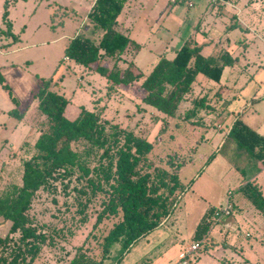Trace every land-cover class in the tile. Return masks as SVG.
Returning <instances> with one entry per match:
<instances>
[{
	"label": "rangeland",
	"instance_id": "1",
	"mask_svg": "<svg viewBox=\"0 0 264 264\" xmlns=\"http://www.w3.org/2000/svg\"><path fill=\"white\" fill-rule=\"evenodd\" d=\"M93 1L0 0V74L18 101L14 105L0 84V197L20 185L22 164L34 154L39 131L47 130L34 95L42 80H51L49 89L69 101L68 119L81 109L102 110L106 124L151 144L147 159L152 166L164 167L172 157L180 164L171 213L122 259L120 243L112 244L102 264H180L178 255L193 242L199 220L206 210L225 204L227 191L233 192L236 207L212 224L207 247L187 258L188 264H264V217L241 192L246 184H256L264 197V165L226 137L238 113L250 128L256 131L255 122L264 133V0H129L125 5L115 28L140 49L119 59V68L126 67L124 59L144 77L160 57L172 59L186 40L202 46L204 57L227 53L233 60L218 83L198 75L171 118L141 102V80L108 92L105 77L64 58L76 34L96 39L102 33L87 19ZM113 61L102 65L111 67ZM15 109L24 114V122L9 114ZM21 123L31 128L29 133L20 132ZM72 149L90 169L99 164L101 152L84 142L73 143ZM89 178L97 180L96 172L84 177L75 168L69 180L36 192L27 215L46 242L31 264H68L81 246L101 260L102 240L119 218L109 216L94 227L107 196L93 193ZM9 228L0 217V237ZM18 236L12 235L15 241ZM12 249L9 244L5 256Z\"/></svg>",
	"mask_w": 264,
	"mask_h": 264
},
{
	"label": "trees",
	"instance_id": "2",
	"mask_svg": "<svg viewBox=\"0 0 264 264\" xmlns=\"http://www.w3.org/2000/svg\"><path fill=\"white\" fill-rule=\"evenodd\" d=\"M128 1L94 0L87 19L94 28L102 30L101 37L93 40L82 34L75 36L64 49V58L105 77L108 92L115 86H129L141 80V102L171 118L191 93L198 75L218 83L223 69L230 66L233 60L227 53L204 57L201 55L202 46H192L190 40H186L172 59L160 57L144 77L134 74L133 63L124 59L121 60L122 65L126 67L119 68V59L140 49L129 36L115 28ZM3 17L7 18V11H4ZM109 59L114 60L111 67L102 65L103 61ZM50 83L51 80H42L34 95L37 100L36 113L47 123V130L43 128L39 131L32 146L34 154L22 164L20 185L0 197V217L10 223L8 234L0 237V264H31L39 246L46 242L44 234L37 231L27 215L33 198L37 191L53 188L55 181L69 180L75 168L84 177L96 172L97 180L88 179L91 191L104 192L107 196L94 227L109 216L119 219L102 240L100 261L91 257L87 248L81 246L68 264H102L114 243H120L122 259L171 213L173 198L180 188L176 174L180 164L176 157H172L164 167L152 166L147 159L151 144L132 132L106 124L100 115L102 110L98 108L97 111L81 109L74 119H68L65 111L69 101L51 91ZM0 84L8 92L12 103L18 105L1 74ZM9 114L19 121L24 116L17 109ZM240 116V113L235 116L226 137L235 142L238 151L249 153L264 165V136L247 127ZM107 125L110 133L106 131ZM80 142L88 145L90 150L101 152L99 164L92 169L84 165L79 154L72 149L73 143ZM213 158L214 154L207 162ZM193 182H189L186 191ZM241 192L264 217V197L259 187L248 183L241 188ZM81 193L85 194L83 191ZM215 217H218L216 208L205 211L194 230L193 242H201L207 247L211 221ZM16 234L19 235L18 241L12 237ZM9 244H13V249L8 258L5 254Z\"/></svg>",
	"mask_w": 264,
	"mask_h": 264
},
{
	"label": "built area",
	"instance_id": "3",
	"mask_svg": "<svg viewBox=\"0 0 264 264\" xmlns=\"http://www.w3.org/2000/svg\"><path fill=\"white\" fill-rule=\"evenodd\" d=\"M183 1L184 0H171L173 4L181 3ZM219 1L221 0H212V2L214 3L219 2ZM189 5L191 4L189 3ZM232 197H233V192L227 191L225 204L223 206L216 207L217 212H218V217H215L214 219H212L211 221L212 224L213 223L216 224L222 219H224L225 217H228L231 215L234 209V203H233ZM202 245L203 244L201 242L200 243L192 242L190 245H187L186 249L183 252H181L178 256L180 264H188L187 258L191 257L192 254L198 252V250L201 249Z\"/></svg>",
	"mask_w": 264,
	"mask_h": 264
},
{
	"label": "crops",
	"instance_id": "4",
	"mask_svg": "<svg viewBox=\"0 0 264 264\" xmlns=\"http://www.w3.org/2000/svg\"><path fill=\"white\" fill-rule=\"evenodd\" d=\"M224 2V3H227L229 0H221V1H219V2ZM94 2V1H93ZM129 2V1H128ZM218 2V3H219ZM214 3V2H213ZM93 4V3H92ZM229 6H231V7H234V6H232V5H229ZM89 13V12H88ZM240 13V11H238V14ZM237 14V15H238ZM88 15V14H87ZM91 24V23H90ZM94 26L92 25V28H93ZM94 29V28H93ZM120 33H122V32H120ZM122 34H124L125 35V33H122ZM77 35H79V33L78 34H76L75 36H77ZM101 35H102V33H98V35H97V38L96 39H93V40H98L100 37H101ZM74 36V37H75ZM99 36V37H98ZM127 36H129V35H127ZM73 37V38H74ZM137 54V52L134 54V56ZM134 58V57H133ZM66 59V58H65ZM153 67V66H152ZM151 70V69H150ZM222 77V76H221ZM197 80V79H196ZM221 80V79H220ZM216 96V95H215ZM242 114V113H241ZM241 119V118H240ZM23 120V119H22ZM20 121V122H24V121ZM241 121L247 126V127H249L250 125H248L247 123H245L242 119H241ZM252 124L254 125V126H256V131H255V129L253 130L252 128H250L251 130H253V131H255L256 133H258V134H260L261 136H264V133H261V131H260V126H257V123H255V122H252ZM19 126V125H18ZM20 132L21 133H29V131L31 130V128L29 127V126H26V125H24V123H21V125H20ZM228 226V225H227ZM179 256V255H178Z\"/></svg>",
	"mask_w": 264,
	"mask_h": 264
}]
</instances>
